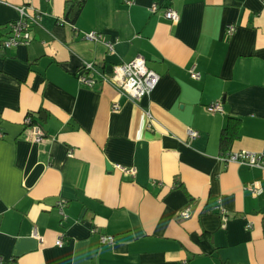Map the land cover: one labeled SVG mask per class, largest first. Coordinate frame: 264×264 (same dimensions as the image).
<instances>
[{
  "label": "crops",
  "instance_id": "1",
  "mask_svg": "<svg viewBox=\"0 0 264 264\" xmlns=\"http://www.w3.org/2000/svg\"><path fill=\"white\" fill-rule=\"evenodd\" d=\"M22 6L42 20L0 43L1 264H264V167L222 160L264 151V0H0V42ZM138 56L160 76L139 101L79 82Z\"/></svg>",
  "mask_w": 264,
  "mask_h": 264
},
{
  "label": "built area",
  "instance_id": "2",
  "mask_svg": "<svg viewBox=\"0 0 264 264\" xmlns=\"http://www.w3.org/2000/svg\"><path fill=\"white\" fill-rule=\"evenodd\" d=\"M81 3L82 0H77ZM159 10V4L154 3L150 6L149 11L156 13ZM20 13L19 19L9 24V34L0 42L5 49H11L18 46H29L33 40V28L39 26L42 20V16L31 6H22L18 8ZM164 17L171 21L173 24H178L180 17L179 14L172 8H167L164 11ZM235 30L234 26H230L228 29V35H232ZM99 34L92 32L85 35L86 40L95 41L99 40ZM109 50H113V45H107ZM93 73V75H90ZM190 76L193 80L199 81L202 78L200 72L195 68L190 70ZM160 76L153 70L149 69L144 57L138 56L134 60L128 63L116 64L110 74H106L100 70H97L93 64L86 63L79 75V82L87 87H93L97 83H109L113 85L120 94L128 97L131 100L139 101L144 97L150 96L157 85L159 84ZM118 109V106H114ZM207 111L210 113L223 112L222 103L220 101L214 102L207 106ZM25 123L27 125H33V116L29 115ZM34 141L41 143L45 139L43 131L39 127L33 126ZM188 136L191 139H196L199 136L197 131L192 129L188 130ZM70 157L73 155L70 153ZM225 162H235L240 165H247L249 167L263 168L264 167V151L260 153L250 151L233 152L222 159ZM116 168L125 174L134 176L136 174L135 168H128L121 165H117ZM254 193L260 194V190L254 186L252 188ZM60 211L63 213V205L60 206ZM64 215V213H63ZM182 218H189V210L185 209L180 212ZM32 235L35 238L40 239V235L36 228L33 229ZM100 242L102 245H113L115 243V237L109 235H101ZM64 244L63 237H60L56 241V245L62 247ZM2 259L0 257V264ZM14 264V263H12Z\"/></svg>",
  "mask_w": 264,
  "mask_h": 264
},
{
  "label": "trees",
  "instance_id": "3",
  "mask_svg": "<svg viewBox=\"0 0 264 264\" xmlns=\"http://www.w3.org/2000/svg\"><path fill=\"white\" fill-rule=\"evenodd\" d=\"M32 116V115H31ZM34 120V119H33ZM238 121L232 126H228L222 134L221 142L223 146H229L230 142L238 137Z\"/></svg>",
  "mask_w": 264,
  "mask_h": 264
},
{
  "label": "water",
  "instance_id": "4",
  "mask_svg": "<svg viewBox=\"0 0 264 264\" xmlns=\"http://www.w3.org/2000/svg\"><path fill=\"white\" fill-rule=\"evenodd\" d=\"M73 15V14H72ZM43 115L45 116V114L44 113H41L40 114V118H43Z\"/></svg>",
  "mask_w": 264,
  "mask_h": 264
}]
</instances>
